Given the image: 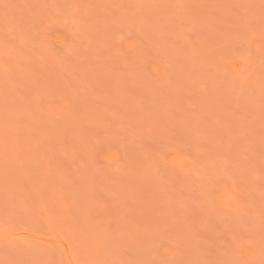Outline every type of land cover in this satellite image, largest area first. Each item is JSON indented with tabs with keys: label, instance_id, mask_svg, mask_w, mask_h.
I'll use <instances>...</instances> for the list:
<instances>
[{
	"label": "rangeland",
	"instance_id": "rangeland-1",
	"mask_svg": "<svg viewBox=\"0 0 264 264\" xmlns=\"http://www.w3.org/2000/svg\"><path fill=\"white\" fill-rule=\"evenodd\" d=\"M0 264H264V0H0Z\"/></svg>",
	"mask_w": 264,
	"mask_h": 264
}]
</instances>
